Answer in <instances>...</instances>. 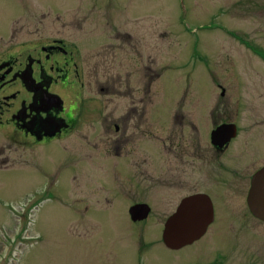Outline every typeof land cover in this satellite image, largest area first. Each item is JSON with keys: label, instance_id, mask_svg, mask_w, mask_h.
Returning a JSON list of instances; mask_svg holds the SVG:
<instances>
[{"label": "rangeland", "instance_id": "rangeland-1", "mask_svg": "<svg viewBox=\"0 0 264 264\" xmlns=\"http://www.w3.org/2000/svg\"><path fill=\"white\" fill-rule=\"evenodd\" d=\"M59 41L67 54L47 60L45 49ZM1 54L19 61L32 57L46 69L55 63L66 70L67 80L51 91L68 110H78L83 100L84 109L92 112L102 106L103 116L125 110L124 98L113 108L100 102L95 81L100 73L105 85L109 78L128 83L118 96L146 91L153 101L150 110L157 114L176 110L177 95L197 93L201 98L212 95L213 109H205L227 119L238 94L264 98V0H0ZM75 64L83 66V75H77ZM218 83L225 88V99ZM16 86L0 94V264H264V224L250 232L253 246L243 241L224 245L216 225L194 244L169 250L163 231L180 201L177 188L139 183V189L149 186L147 199L100 191L97 167L106 169L109 156L87 146L94 143L91 135L85 139L86 158L79 152L83 142L78 132L45 146L17 143L32 140L3 116L8 108L4 97L17 95L9 103L20 106ZM258 103L255 108L264 109ZM244 105L253 109L254 103ZM244 105L242 111H247ZM148 115L154 124V112ZM93 117L86 119L87 132ZM202 136L199 143L206 144ZM154 142L156 136H150L147 144L157 153ZM224 160L232 175L241 168L232 158ZM164 163L159 156L151 174ZM141 200L152 212L147 220L133 222L129 211ZM227 201L220 204L221 214L235 204L230 197ZM237 218L238 224L245 223ZM253 248L257 254L248 256Z\"/></svg>", "mask_w": 264, "mask_h": 264}, {"label": "flooded vegetation", "instance_id": "flooded-vegetation-1", "mask_svg": "<svg viewBox=\"0 0 264 264\" xmlns=\"http://www.w3.org/2000/svg\"><path fill=\"white\" fill-rule=\"evenodd\" d=\"M62 42H55L54 46L45 49L47 60H51L56 54H67L66 46H62ZM81 63H86L85 59ZM73 66L78 70V76L84 74L83 66ZM36 68L39 71L37 74ZM143 68H146V71L149 69L147 65H143ZM54 72L57 73L56 76L53 75ZM68 77L66 70H62L55 63L46 69L39 59L30 57L19 61L10 54H1L0 94L13 85L20 83L23 86H16L20 88L18 94H21L22 98L19 107H16L14 101L9 103L10 100H16L17 95L4 97L8 108L3 110V116H9L10 124L32 140H19L17 143L30 147L45 146L53 141L68 138L70 133L78 132L83 142L79 152L86 158L85 139L87 134L91 135L94 137V143L90 142L87 146L95 148L99 155L109 156L106 169L97 167V187L100 191L105 194H120L126 199H147L149 186L139 189V183L152 181L160 186H175L178 191L175 198L180 197V201L170 216L178 211L182 202L188 198H208L213 206V220L204 236L209 234L210 228L217 229L214 226L220 225L218 230L222 233L217 235V238L223 240L224 245L225 242L243 241L253 246L250 243L255 240L251 238L250 232L258 224H264V221L254 216L249 205L255 176L264 168V121L260 119L264 117V109L255 108L256 104H259L258 101L264 103L262 96L238 94L233 101L232 117L227 119H218L219 112H209L205 109L206 106H212V95L206 94L201 98L197 93L184 97L177 95L176 110L170 111L168 115L157 114L150 110L153 101L150 95L145 94L146 91L140 89L138 94L118 96L122 91L121 86L128 83L124 82V79L109 78L106 79L105 85L100 80V73H96L95 81H99L97 90L102 100L100 102H110L112 108L117 99L124 98L122 102L125 103V110L111 111L109 115L103 116L100 104V109L92 112L84 109V100L78 110L66 108V102L59 94L53 93L51 87L59 81L67 80ZM144 77L147 78V75L144 74ZM218 84L216 87H222L223 90L222 84ZM88 85L92 88L90 82ZM128 87L131 89L129 85ZM209 91H213L212 84ZM105 92L110 94L101 97ZM221 97H227L225 90L222 91ZM255 97L257 98L254 99ZM251 101L254 103L253 109L250 105H244ZM88 104L89 102L86 106ZM219 105L228 107L220 103ZM243 105L247 111H242ZM149 112H154L155 122L151 123L154 127L148 122ZM92 115L94 121L89 127L91 132H87L86 119ZM241 119L245 121L242 123ZM158 126L159 128H156ZM199 134L203 135L202 140L205 139L206 144L199 143ZM150 136H156L158 143H154L157 153L150 152L147 144ZM159 156L163 157L165 163L162 167L158 165L155 175H152L149 168L151 165H157ZM225 158H232L241 166L234 175L230 173L231 169ZM186 191L189 193L185 194ZM229 197L235 204L231 205L229 210H223L225 213L221 214L220 204L227 199L229 201ZM137 204L147 203L142 201ZM237 217H243L245 223L238 224ZM247 234L248 236H243ZM252 252L257 254L253 248L248 256H251Z\"/></svg>", "mask_w": 264, "mask_h": 264}, {"label": "water", "instance_id": "water-1", "mask_svg": "<svg viewBox=\"0 0 264 264\" xmlns=\"http://www.w3.org/2000/svg\"><path fill=\"white\" fill-rule=\"evenodd\" d=\"M249 205L255 217L264 221V168L258 172L250 192ZM209 199L204 197L184 200L174 214L165 223L163 241L172 250H179L199 240L206 232L210 221L208 219ZM132 221H143L150 213L149 206L135 205L130 211Z\"/></svg>", "mask_w": 264, "mask_h": 264}]
</instances>
